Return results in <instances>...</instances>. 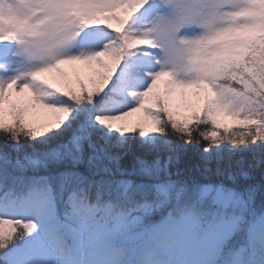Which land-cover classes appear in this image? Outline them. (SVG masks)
Listing matches in <instances>:
<instances>
[{"label":"snow or ice","instance_id":"obj_1","mask_svg":"<svg viewBox=\"0 0 264 264\" xmlns=\"http://www.w3.org/2000/svg\"><path fill=\"white\" fill-rule=\"evenodd\" d=\"M260 165L264 0H0V264H264Z\"/></svg>","mask_w":264,"mask_h":264},{"label":"trees","instance_id":"obj_2","mask_svg":"<svg viewBox=\"0 0 264 264\" xmlns=\"http://www.w3.org/2000/svg\"><path fill=\"white\" fill-rule=\"evenodd\" d=\"M243 155L249 161L252 160V154L251 153H244ZM258 155L259 154L257 153V156ZM197 163H199V153L197 152V150L195 148H190L188 150L187 154L185 155L182 164L195 165ZM226 165H227V161H225L222 164V167H226ZM213 167H215V165H213ZM254 179H255V182H257V183L261 182V180L264 179V165H260L254 170ZM257 202H259V199Z\"/></svg>","mask_w":264,"mask_h":264}]
</instances>
